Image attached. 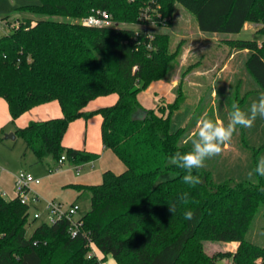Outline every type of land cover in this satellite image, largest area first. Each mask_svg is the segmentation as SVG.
Wrapping results in <instances>:
<instances>
[{
    "label": "trees",
    "instance_id": "1",
    "mask_svg": "<svg viewBox=\"0 0 264 264\" xmlns=\"http://www.w3.org/2000/svg\"><path fill=\"white\" fill-rule=\"evenodd\" d=\"M19 9L39 16L24 18L0 37V98L7 101L11 122L36 106L57 101L63 116L32 121L17 128L38 161L52 157L80 166L100 154L67 147L64 137L80 119L101 117V139L125 164L126 170L103 174L100 184H71L83 215L78 237L69 233L68 220L42 223L28 236L29 209L18 197L6 199L0 192V264H102L112 256L118 264H216L231 258L234 264H264V246L250 237L264 210V177L247 179L264 156V119L251 128H239L233 137L237 149L205 161L194 172L201 183L190 188L182 183L184 171L168 163L176 151L191 148L190 128H173V116L182 108L179 81L175 100L168 106L145 108L138 95L153 83L166 80L178 63L180 47L173 49L170 36L156 32L135 37L130 27H92L81 23L93 10H105L119 24H135L152 0H38ZM166 26L175 7L182 5L204 33L238 34L246 23L261 24L264 35V0H156ZM162 26V25H160ZM247 50L246 91L238 104L247 108L264 93V42L239 40ZM117 94L109 106L87 111L97 98ZM233 104V103H232ZM218 121V120H217ZM244 131V132H243ZM189 193L190 203L178 197ZM175 205L172 214L169 206ZM186 209L194 212L185 220ZM238 242L236 252L209 254L206 243ZM90 244L103 258L88 257Z\"/></svg>",
    "mask_w": 264,
    "mask_h": 264
},
{
    "label": "rangeland",
    "instance_id": "2",
    "mask_svg": "<svg viewBox=\"0 0 264 264\" xmlns=\"http://www.w3.org/2000/svg\"><path fill=\"white\" fill-rule=\"evenodd\" d=\"M37 3H39L38 0H0V20H3L0 23V37L11 32L14 24L24 18L68 20L58 16H39L19 9L24 5ZM127 27L132 28L134 25L128 24ZM261 27V24L249 22L238 34L204 33L199 30L194 15L177 3L171 24L155 27L153 30L155 33L168 34L173 49H177L181 45L178 63L166 80L155 82L139 93L138 98L141 104L147 109L157 108L160 105L168 106L175 100V87L181 81L179 90L183 93L184 101L182 108L173 116V128L176 129L184 125L191 128L204 113H207L213 120L226 124L228 114L232 110V103H238L239 97H243L248 81L245 66L247 50L239 51L237 42L239 40L264 42V35L258 33ZM117 99V94L97 98L89 103L88 111L112 105ZM246 100L247 98L239 104L243 110H246L248 105ZM96 118L98 116H93L90 120L93 121ZM10 120L8 103L5 99L0 98V192L5 193L8 200L14 198L17 195L16 179L21 171L41 180V184L30 186L31 207L27 225L30 237L36 227L48 221V204L54 201L65 206L71 205L76 192L69 183L74 182L80 174L93 168L97 169L98 164L96 161L93 165L87 164L78 172L69 160L64 164L56 162L53 158L40 162L21 137H17L15 140L6 138L8 133H12L10 132L12 129H17L19 126L18 123ZM88 127L91 128L93 125L87 126V129H89ZM77 130L74 128L70 131L68 146L76 137ZM85 130H83L84 133ZM236 143L237 141L232 137V140L224 147L222 154H227L231 150L239 154L240 151L237 149ZM115 158L122 166L123 163L118 157L115 156ZM65 169H69V171L64 172ZM121 172H117V174ZM102 175L99 183L103 181ZM35 197L37 200L34 202ZM80 202L82 212L85 213L90 207V199L85 196L81 198ZM35 213L40 214V217L34 219ZM250 237L259 245L264 246V210L256 219ZM205 247L210 254L212 243L207 242ZM226 260L219 258L216 264H228ZM111 263L117 264L113 257L104 262V264Z\"/></svg>",
    "mask_w": 264,
    "mask_h": 264
},
{
    "label": "clouds",
    "instance_id": "3",
    "mask_svg": "<svg viewBox=\"0 0 264 264\" xmlns=\"http://www.w3.org/2000/svg\"><path fill=\"white\" fill-rule=\"evenodd\" d=\"M231 109L226 124L213 120L207 113L202 114L197 121V130L190 137V150L186 152L176 151L168 157L169 164L184 171L182 183L190 188L202 182L200 176L194 172L204 168L206 160L222 153L224 147L237 132L238 127L251 128L258 117L264 119V93H260L258 99L254 100L247 110H243L238 103H233ZM255 176L264 177V156L258 157L256 167L247 173V179L250 181L255 182ZM178 199L184 205L190 203L188 192L182 193ZM169 211L174 214L176 206H169ZM183 216L185 220H192L194 212L186 209Z\"/></svg>",
    "mask_w": 264,
    "mask_h": 264
},
{
    "label": "crops",
    "instance_id": "4",
    "mask_svg": "<svg viewBox=\"0 0 264 264\" xmlns=\"http://www.w3.org/2000/svg\"><path fill=\"white\" fill-rule=\"evenodd\" d=\"M247 24L248 23H246V25ZM56 102L57 101H54V102L52 101V102H49L46 104L36 106L33 109H31L30 111L21 115L17 120H15L14 123L19 124V126L17 128H23V127H26L32 121H43V120H47V119H51V118L62 117L63 116L62 108L58 102H57L58 104H54ZM88 106L86 108L87 111H88ZM98 108H100V107H98ZM98 108H96V109H98ZM96 109H94V110H96ZM95 116H98V115H95ZM101 121H102V119L100 116H98V118H96V120H93V121L90 119L86 120L84 118H80V119L74 121L70 125V127H69V129H68V131L64 137V144H65V146L67 145V147L77 148L80 150H87V151L94 152V153L100 152L99 159L95 160L98 164L97 169L93 168L92 170H90L84 174H80L74 182L69 183L70 185L71 184H86V185L100 184L99 182H100L101 175L104 174L106 171L111 170V171L117 173V172H121V171L124 172L126 170V166L120 160V158L111 149H108L103 145L102 139H101ZM90 125H93V127H91V128L88 127L89 129H87V126H90ZM85 127H86V130H85ZM74 128L78 129L76 132V137L73 139L72 143H70L68 146V143H67L68 137H69L68 135H69L70 131ZM83 130H85V133ZM15 131H16V129H12L10 132L15 133ZM96 142L98 143L97 145H96ZM96 146H97V148H96ZM113 155L118 157V159L123 163L122 166H121V164H118V162L116 160L117 158H115V156H113ZM49 159H52V157H48L45 160L48 161ZM65 161H67V160L60 162V164H64ZM95 161L90 162V163H86V164L80 165V166H78L74 163H73V165L76 167V169L79 172V170H82L87 164L93 165ZM67 171H69V169L64 170V172H67ZM102 177H103V175H102ZM102 180H103V178H102ZM40 184H41V182H40ZM37 185H39V184H37ZM75 192H76L75 199L71 204H73L78 198L79 193L76 190H75ZM2 194L6 198V194L5 193H2ZM14 198H10V199H14ZM238 246H239L238 242L212 243V248H211L210 254L220 253V252H233L234 253L237 251ZM94 251H95V255L98 258H100V259L103 258V254L96 247L94 248ZM111 257L112 256H107L104 259L102 264H104V262L109 261V259ZM225 259H227L226 262L228 264L233 263L231 258H225ZM114 261H116V260L114 259ZM116 263H117V261H116Z\"/></svg>",
    "mask_w": 264,
    "mask_h": 264
},
{
    "label": "built area",
    "instance_id": "5",
    "mask_svg": "<svg viewBox=\"0 0 264 264\" xmlns=\"http://www.w3.org/2000/svg\"><path fill=\"white\" fill-rule=\"evenodd\" d=\"M154 5H148L141 13L139 20L132 27L135 31V37L140 38L143 35L149 39V43L147 44L148 49H152L151 41L154 39L155 31L153 28L166 26L165 20L163 19V15L158 11V5L156 0H152ZM3 20H0V23ZM81 23L92 26V27H127L128 24H119L115 22L112 18V15L105 10H93V12L84 18H82ZM162 25V26H160ZM66 160L65 156H63L60 162ZM41 180L39 178H35L31 174L26 173L25 171H21L16 179V197H18L22 204L28 205L31 207V200L29 198L30 186L32 184H40ZM37 197L33 199L35 202ZM49 218L46 223L54 224L59 220H68L69 233L71 237L76 238L79 236L82 226H83V215L82 207L80 204H71L69 206H65L62 203L50 202L48 204ZM40 214L35 213L34 219L39 218ZM90 251L88 252V257L91 258L95 255L94 244H90Z\"/></svg>",
    "mask_w": 264,
    "mask_h": 264
},
{
    "label": "water",
    "instance_id": "6",
    "mask_svg": "<svg viewBox=\"0 0 264 264\" xmlns=\"http://www.w3.org/2000/svg\"><path fill=\"white\" fill-rule=\"evenodd\" d=\"M6 138H7V139H13V140H15V139L17 138V135H16L14 132H12V133H8V134L6 135Z\"/></svg>",
    "mask_w": 264,
    "mask_h": 264
}]
</instances>
